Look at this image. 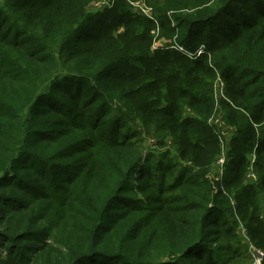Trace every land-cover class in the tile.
<instances>
[{
    "label": "trees",
    "instance_id": "1",
    "mask_svg": "<svg viewBox=\"0 0 264 264\" xmlns=\"http://www.w3.org/2000/svg\"><path fill=\"white\" fill-rule=\"evenodd\" d=\"M96 1L0 3V264L250 260L219 242L237 216L264 251V0H153L192 58L152 49L140 0Z\"/></svg>",
    "mask_w": 264,
    "mask_h": 264
},
{
    "label": "rangeland",
    "instance_id": "2",
    "mask_svg": "<svg viewBox=\"0 0 264 264\" xmlns=\"http://www.w3.org/2000/svg\"><path fill=\"white\" fill-rule=\"evenodd\" d=\"M5 0H0V3L3 4ZM150 4H147L146 2H148ZM113 1L112 0H98L96 2H93L92 4H90L88 6V10L90 11V13L94 14V13H103L105 11H107V9H111L110 7L112 6ZM151 4H155V1L153 0H140L138 2H136L135 4H133L134 6V10L136 13H138L139 15L142 16H146L149 17L151 19H155L156 21V28L155 31L152 32L153 37H154V45H153V50H156L160 47H165L166 45L170 46L171 48H175V47H181L178 42L179 39L181 38V34L183 35V33H179L177 32L176 36L173 39H169L167 37V35H171L170 33L166 32L165 35L164 32H162V30L160 29L161 26H159V21L156 18V14L154 13V10L150 7ZM155 14V15H154ZM184 47V46H183ZM185 50L187 49L186 47H184ZM216 99H220L223 98V87L220 83H216ZM190 115V114H188ZM209 124L215 126L218 130V133L220 135V143H221V147H222V154L221 157L218 161L217 164V169H218V173L220 174V176L223 174V170L225 167V163L227 160V157L230 153V150L232 149L233 146L232 145V140L235 137V128H232L231 126H229L226 123V119L223 115L222 112L220 111H216V113L213 115V117L210 119ZM135 126H139V124L136 122ZM149 144L152 145L150 146L151 151L154 152H162V151H171V149L168 148H158L156 147V142L154 140H152V138H150L149 140ZM172 152V151H171ZM173 156V157H172ZM170 155L172 161L177 160V156ZM250 162H251V166L254 162V157L250 156ZM216 169V171H217ZM253 172V169L250 167L249 170V176H248V183L250 184H254L256 182V177L251 174ZM221 178V177H220ZM221 180V179H220ZM233 204V202H232ZM264 215V213H263ZM229 219H231L229 217ZM234 219L239 223V227L237 228V232H230L229 239H226L225 241L219 242V243H224L226 245H235V247L237 249H239V253L240 251H245L246 255H247V251L245 250V247L247 245H249L250 248V252L251 249H255L257 251H260V253L264 254L263 250L257 249L255 247H253L252 245H250L247 233H246V229L243 227V225L240 223V221H238V217H234ZM231 226H235V223H231ZM229 226H227L226 229H228ZM225 238V237H224ZM245 246V247H244ZM225 256L227 257V264H251L253 262V258L250 257V260H248L247 258H245V255L243 254V256H238L235 257L233 256L232 252H227L225 254Z\"/></svg>",
    "mask_w": 264,
    "mask_h": 264
},
{
    "label": "built area",
    "instance_id": "3",
    "mask_svg": "<svg viewBox=\"0 0 264 264\" xmlns=\"http://www.w3.org/2000/svg\"><path fill=\"white\" fill-rule=\"evenodd\" d=\"M174 49L184 52L187 56H190L191 58L192 56H194V55L188 54L183 47H175ZM202 53H203V50L200 49L196 55L200 56ZM218 83L222 85L220 80H218ZM251 254L253 258V262L251 264H264V254L263 253H260V251H257L255 249H251Z\"/></svg>",
    "mask_w": 264,
    "mask_h": 264
}]
</instances>
